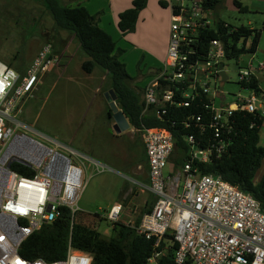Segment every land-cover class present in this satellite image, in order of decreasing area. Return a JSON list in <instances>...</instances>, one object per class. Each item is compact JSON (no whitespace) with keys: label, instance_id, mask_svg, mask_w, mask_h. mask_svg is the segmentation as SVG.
Segmentation results:
<instances>
[{"label":"built area","instance_id":"1","mask_svg":"<svg viewBox=\"0 0 264 264\" xmlns=\"http://www.w3.org/2000/svg\"><path fill=\"white\" fill-rule=\"evenodd\" d=\"M205 1L173 3L167 60L155 81L145 87L144 100L145 112L153 108L162 117L169 107H190L200 96H206L210 100L206 108L213 117L203 130L212 129L215 142L201 150L194 136L188 137L186 142L193 148L191 159L173 173L168 171L175 150L172 132L150 127L138 130L149 165V182L140 186L155 197L156 203L136 229L147 238H156L157 245L172 235L178 245L175 264H264L262 204L222 177L194 168L195 161L206 163L227 150V140L234 131L230 118L235 112H258L254 90L249 99L239 98L236 103L218 107V97L223 98L218 89L223 86L220 65L225 50L218 40L210 43L205 54L198 48L201 31L213 24ZM56 51L52 43L46 44L24 74L0 60V264H90L92 260L71 246L65 260L53 263L30 261L19 253L31 235L58 219L60 208L68 207L74 222L85 187V166L78 161L86 157L20 120L24 104L34 98L43 79L60 64ZM263 71L264 63L255 68L250 62L240 70V82H249ZM177 93L183 100H176ZM191 119L202 122L201 116ZM14 163L29 167L34 174L21 175L12 169ZM121 208L113 206L106 219L118 222ZM160 255L157 253L149 264H156Z\"/></svg>","mask_w":264,"mask_h":264},{"label":"trees","instance_id":"2","mask_svg":"<svg viewBox=\"0 0 264 264\" xmlns=\"http://www.w3.org/2000/svg\"><path fill=\"white\" fill-rule=\"evenodd\" d=\"M34 1L46 8L58 31L71 34L79 44L87 57L82 64V70L86 74H93L97 69L105 73L110 82L109 90L112 89L117 94L120 109L133 128L139 130L142 127H150L172 132L175 150L170 161L173 160L177 168L184 166L191 159L193 148L186 142L188 137L194 136L196 145L201 150H206L214 144V131L210 128L203 130V125H208L213 117L212 111L206 108L210 104L206 96H200L190 107H169L166 115L162 117H158L153 108L145 112V100L134 86L135 78L129 74L127 65L121 61L125 50L118 47L113 36L100 27L99 16L92 15L82 5L69 7L63 0ZM148 1L134 0L132 8L120 14L118 26L122 36L136 30L140 14L147 7ZM219 4L220 0H206L204 7L214 12ZM235 4L247 12L248 9L240 1L236 0ZM261 36V30L244 25L234 27L221 19H215L211 26L201 31L197 45L205 51L202 54H205L213 40L221 41L225 50L224 61H239L243 55L257 53ZM27 67L25 65L16 70L24 74ZM160 82L166 85L163 79ZM240 85L242 88L254 90L256 94L261 91V81L256 76L249 82H240ZM176 100H183L179 93ZM109 116L112 117L110 106ZM193 116H201L202 122L197 123L191 119ZM230 120L234 131L227 140V150L220 157L214 155L206 163L195 161L194 168L197 167L205 175L222 177L231 185L251 194L264 207V177L260 182H255L256 174L264 162V146L261 145L260 135L264 116L259 112H235ZM12 169L23 176L30 177L34 174L29 167L20 163H14ZM59 211L60 216L56 221L44 224L22 244L19 253L23 258L30 261L44 260L48 263L63 261L67 258L71 246L76 251L90 255V264H149V260L157 253L161 255L156 264H175L174 255L178 245L174 237L166 235L157 245L156 238H147L137 231L136 227L141 219L135 226L115 223V236L105 239L97 230L78 224L77 215L73 222L72 211L68 207H62ZM166 248L168 250L165 252Z\"/></svg>","mask_w":264,"mask_h":264},{"label":"rangeland","instance_id":"3","mask_svg":"<svg viewBox=\"0 0 264 264\" xmlns=\"http://www.w3.org/2000/svg\"><path fill=\"white\" fill-rule=\"evenodd\" d=\"M172 1L176 2V0ZM235 1L220 0L217 9L211 12L212 21L221 19L234 27L243 25L250 27L251 23L261 30L264 26V15L245 12L235 4ZM238 1L245 4L248 2V0ZM258 1L264 4V0ZM158 35H161V32ZM158 35L156 37L160 40ZM48 43L57 47L56 54L61 62L43 79L34 98L24 104L20 120L39 134L76 149L86 150L96 143L108 147L111 154L92 158L96 162L95 165L90 157L78 161L85 166V187L77 206L81 209L87 205L91 208L90 211L105 217L113 205L122 201L121 197L127 191L134 187L135 194L140 192L134 180L143 181V178L136 177L129 164L140 156L138 145L135 146V139L137 135L141 137V134L131 124L130 129L120 136L112 135L115 132L104 110L109 109L105 97L110 86L108 77L100 69L93 74L84 73L81 68L84 55L78 52V43L71 34L56 29L52 16L42 4L34 0H0L1 61L12 65L14 70L23 68L25 65L28 66ZM127 50L125 61L133 72L136 68L134 61L137 53L130 47H127ZM250 62L255 68L264 63V33L256 54L243 55L239 61L235 59L224 61L229 79L218 89V92L223 94V98L217 99L218 107L222 103L228 106L236 103L239 98L249 99L255 95L253 90L242 88L240 85L239 72L247 68ZM152 74L155 75V72L150 71V65L144 70L137 69L134 86L142 96L145 87L150 84L147 81ZM257 76L261 81V91L256 94V107L264 116V71ZM117 105L120 109L118 101ZM260 135L261 145L264 146V127ZM32 136L45 141L39 136L33 134ZM143 163L147 182L149 165L146 159ZM180 168H177L172 160L168 171L176 173ZM263 177L264 162L256 174L255 182H260ZM141 193L145 197L150 195L146 190ZM140 213L141 211H138L133 214L137 217ZM120 221L118 222L121 223ZM114 224L115 222L105 217L99 223V231L104 237L111 238L116 234L113 230ZM87 256L91 258L90 255Z\"/></svg>","mask_w":264,"mask_h":264},{"label":"crops","instance_id":"4","mask_svg":"<svg viewBox=\"0 0 264 264\" xmlns=\"http://www.w3.org/2000/svg\"><path fill=\"white\" fill-rule=\"evenodd\" d=\"M133 1L134 0H63L64 4L68 5L69 7H76V6L82 5L86 7L92 15H98L100 27L113 36V38L117 42L118 47L125 50V54L121 57V61L127 65L129 74L132 77L136 76L135 74L137 72L139 63H141L140 64L141 70L142 69L144 70L146 66L148 67V65H150V71H154L155 75L152 74L148 78L149 81L147 82L152 83L155 81L156 77L164 69V66L167 60L168 48H169V43H170V25H171L173 1L172 0H156V1L149 0L147 7L140 14V17H139V20L136 26V30L125 36H122L119 30V26H118L119 16L124 11L132 8ZM162 3H168L169 5L163 6ZM242 5L248 9L247 12H254L257 14L264 15V4L258 0H248L247 4L242 2ZM250 27L252 29H257L251 23H250ZM261 31L263 35L264 26L261 29ZM160 32H161V35H158V33ZM156 35L159 36L160 40L156 37ZM72 38L74 39L73 36ZM78 47H79L78 52H81V54L84 55V57H82L83 58L82 64H83V62L87 59L85 58L86 57L85 54L80 49L79 44H78ZM127 47H130L134 52L137 53L136 60L134 61L136 68L133 72H131L129 68V64L125 61V56L128 53ZM82 64H81V68H82ZM144 93H143V96H144ZM104 110L107 113L109 123H111L112 127H114L115 121L113 117L109 116V109L107 111L106 109ZM121 134L112 133V135L116 137L120 136ZM135 142H136L135 146L138 145V149H139L138 151H139L140 156L138 159L131 162L129 165L132 167V171L134 172V175L136 177H139V179L143 178L144 182L140 180L138 181L134 180V183L136 184L135 186L140 189L139 190L140 192H138V194H135L134 187H133L132 189L127 191L124 194V196L121 197L122 201L120 203L115 204L117 206L122 207L121 216H120L119 221L121 220L120 221L121 223H125V224L132 225V226H135L136 222L139 219L142 220L143 215L146 214L150 208L154 207L155 200H156L152 194H150L148 197H145L141 193V192H144V190L140 186V183L147 185L149 182V180L147 182L145 181V177H144L145 170H144V165H143L144 164L143 161H145V159L147 160V156H146V150H145L142 137L137 135ZM69 147L78 151L87 159L90 157L93 164L96 162L92 160V158L96 159L97 156L104 157V156H108L109 154H111L109 152L108 147H106L105 144H102V143H96L95 145L90 146L86 150H82V148L76 149L72 146H69ZM150 197L153 200H151ZM89 209L91 208H89L87 205H84V208H81V209L78 208V211L76 213L77 215L76 222L82 226L95 229L99 233H101L98 228L99 223L106 216L105 217L101 216L100 214L94 213L90 211ZM79 211L80 213H78ZM138 211H141L139 216L137 217L134 216V214H136ZM101 235L105 239H110V238L104 237L102 233Z\"/></svg>","mask_w":264,"mask_h":264},{"label":"water","instance_id":"5","mask_svg":"<svg viewBox=\"0 0 264 264\" xmlns=\"http://www.w3.org/2000/svg\"><path fill=\"white\" fill-rule=\"evenodd\" d=\"M225 64L222 63L220 65V70H221V76H222V80L223 83L227 82L229 77L226 73V71L224 70ZM105 97L107 99V102L109 103L110 109L112 111V117L115 121L114 124V131L116 134H121L123 132H126L130 129L131 124L129 123L127 117L125 116L124 112L122 110L119 109L118 105H117V94L115 93L114 90H109L105 93Z\"/></svg>","mask_w":264,"mask_h":264}]
</instances>
